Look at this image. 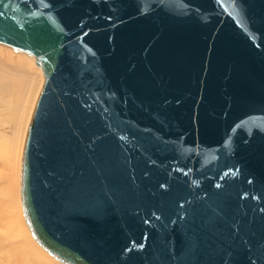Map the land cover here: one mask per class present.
<instances>
[{
  "label": "water",
  "instance_id": "95a60500",
  "mask_svg": "<svg viewBox=\"0 0 264 264\" xmlns=\"http://www.w3.org/2000/svg\"><path fill=\"white\" fill-rule=\"evenodd\" d=\"M34 57L19 200L63 264H264V0H0Z\"/></svg>",
  "mask_w": 264,
  "mask_h": 264
},
{
  "label": "bare ground",
  "instance_id": "6f19581e",
  "mask_svg": "<svg viewBox=\"0 0 264 264\" xmlns=\"http://www.w3.org/2000/svg\"><path fill=\"white\" fill-rule=\"evenodd\" d=\"M0 46L10 49L14 54H21V56L12 57L11 60L19 62V65L20 63L22 65V62L26 65L24 68L11 66L12 69L7 65L11 70L8 71L6 68L8 71L6 72L4 71L6 63L0 61L3 65L0 70V264H63L50 256L31 236L21 216L22 212L20 215L18 210L15 201L17 196L14 197L16 195L14 188L17 193L14 183L16 178L19 187L18 173L15 178V172L21 157L20 151L22 153L21 147L27 123L42 82L41 70L31 54L15 50L1 42ZM25 56L32 57V60L24 58ZM33 63L39 71L41 81L36 79L34 71L29 70ZM11 76L14 77L13 80ZM25 105L26 109L23 107ZM3 165L11 170L4 173ZM17 199H19V192Z\"/></svg>",
  "mask_w": 264,
  "mask_h": 264
},
{
  "label": "rangeland",
  "instance_id": "374dc122",
  "mask_svg": "<svg viewBox=\"0 0 264 264\" xmlns=\"http://www.w3.org/2000/svg\"><path fill=\"white\" fill-rule=\"evenodd\" d=\"M0 50L2 51H0V54L2 55V57H1V55H0V61L1 62H4V64H5V69H4V71H6V72H8V71H10L11 69H12V67H15V68H19L18 66H20L21 68H24V67H26V65H25V63L23 64V62H22V65H21V63H20V65H19V62H16V61H12L11 59H12V57H15V56H21V54H14L10 49H8V48H6V47H3V46H0ZM3 52H4V55H3ZM9 55V56H8ZM5 57V58H4ZM22 58V57H21ZM24 58H26V59H30V60H32L31 58L32 57H27V56H25ZM3 60V61H2ZM6 60V61H5ZM1 62H0V70L2 69V67H3V65L1 64ZM7 63H9V64H7ZM14 63V64H13ZM7 65L8 66H12L11 67V69H10V67H7ZM17 66V67H16ZM30 65H28V67H29ZM8 69V71H7V69ZM29 70H32V71H34L35 72V74H36V79H38V80H40L41 81V78H40V74H39V71H38V69L37 68H35V66H34V63H33V65L32 66H30L29 67ZM12 77V76H11ZM12 80L14 79V77H12L11 78ZM15 99L16 100H18V97L17 96H15ZM12 102H13V100H12ZM11 105H14V104H11ZM25 109H26V105L25 106H23ZM23 144V143H22ZM21 150H22V147H21ZM19 152V151H18ZM20 156H21V151H20ZM18 161V160H17ZM19 165H20V157H19V162H18V168L16 169V172H15V178H16V175H17V173H18V178H19ZM4 166V165H3ZM9 170H11V169H9ZM8 170V168L6 169V165L4 166V173L6 172V171H9ZM6 180V178L4 179V181ZM17 178L14 180V183H15V187H17V193H15L16 192V190H15V188H14V194H16V195H14V197L15 196H17L18 197V184L16 183L17 181ZM17 197L15 198V201L17 202V205H18V210H20V215H21V209H20V205H19V199H17ZM17 205H16V207H17ZM22 216V215H21ZM22 221H23V218H22ZM24 222V221H23ZM37 246V245H36ZM38 247V246H37ZM39 248V247H38ZM39 249H41V248H39ZM42 250V249H41ZM43 251V250H42ZM44 252V251H43Z\"/></svg>",
  "mask_w": 264,
  "mask_h": 264
}]
</instances>
